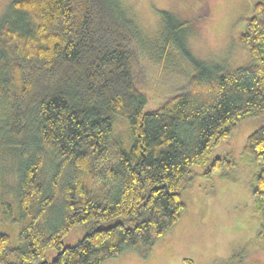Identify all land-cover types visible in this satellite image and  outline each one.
<instances>
[{
    "label": "trees",
    "instance_id": "trees-1",
    "mask_svg": "<svg viewBox=\"0 0 264 264\" xmlns=\"http://www.w3.org/2000/svg\"><path fill=\"white\" fill-rule=\"evenodd\" d=\"M162 15L168 44L194 73L146 110L143 37L121 0L9 4L0 19V143L15 155L18 178L12 201L3 189L5 148L0 264H101L126 251L148 257L185 211L182 191L197 167L229 177L234 161L214 150L264 115V1L239 35L249 58L237 67L195 57L187 22ZM119 115L129 122V147L116 132ZM241 155L256 168V240L264 244V124ZM76 226L86 233L66 245Z\"/></svg>",
    "mask_w": 264,
    "mask_h": 264
},
{
    "label": "rangeland",
    "instance_id": "rangeland-1",
    "mask_svg": "<svg viewBox=\"0 0 264 264\" xmlns=\"http://www.w3.org/2000/svg\"><path fill=\"white\" fill-rule=\"evenodd\" d=\"M258 1L264 0H121L143 37L146 79L141 84L148 96L145 109L158 108L194 73L190 62L168 44L163 11L187 22L186 41L195 57L210 65L237 67L249 58L239 35L246 29V21ZM11 2L0 0V19ZM262 124L264 115L244 121L229 140L214 150L213 157L234 161L229 177L203 174L205 169L197 167V176L182 191L185 211L177 224L155 243L148 257L126 251L101 264H264V244L256 240L259 221L253 210L251 189L256 168L241 155L248 135ZM115 127L129 147L132 134L128 119L119 115ZM5 148L0 143V153ZM6 149L1 162L3 189L6 197L15 201L17 161ZM86 229L76 226L65 236L64 243L75 245ZM8 230L13 244H17V229L10 226ZM56 253L55 249L49 250L48 259Z\"/></svg>",
    "mask_w": 264,
    "mask_h": 264
}]
</instances>
